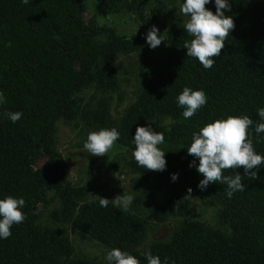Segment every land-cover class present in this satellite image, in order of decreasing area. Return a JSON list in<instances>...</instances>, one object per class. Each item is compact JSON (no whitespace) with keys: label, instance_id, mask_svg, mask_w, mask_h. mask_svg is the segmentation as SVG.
<instances>
[{"label":"trees","instance_id":"1","mask_svg":"<svg viewBox=\"0 0 264 264\" xmlns=\"http://www.w3.org/2000/svg\"><path fill=\"white\" fill-rule=\"evenodd\" d=\"M147 1L95 0V12L104 15L142 7ZM229 3L231 11L224 14L233 18L235 27L214 66L206 70L197 59L187 57L183 44L192 37L184 26H174L168 32L165 59L115 127L120 133L117 142L131 152L138 126H151L164 134L165 142L158 145L165 152L164 171L147 170L133 158L143 178V207L149 218L163 222L183 217L194 198L205 197L217 207L218 218L229 232L180 221L167 238L145 246L148 219L132 210L125 212L111 203L103 208L98 200H89L74 212L54 131L60 118L76 115L75 95L85 85H116L103 61L146 43L164 0L149 5L146 31L133 36L118 35L95 18L84 21L82 0H30L28 4L0 0V92L6 98L0 104V199L22 197L26 202L21 209L26 219L11 227L9 238H0V264H108L74 257L67 238L34 224L37 204L46 203L49 192L62 198L59 218L111 249L127 251L140 264H148L143 255L147 251L162 264L165 258L168 264H264V165L252 170L256 178L245 175L243 168L223 170L224 176L239 172L245 185L244 191L228 198L226 184L211 183L203 191L197 187L203 179L195 167L199 160L187 152L193 133L206 124L247 115L254 122L248 130L254 150L264 156V133L255 132V125L264 122L257 113L264 108V0ZM205 8L215 14L214 0ZM185 87L203 90L207 97L206 104L187 120L176 100ZM8 112L23 115L13 123ZM101 117L105 115L92 118L101 126ZM40 155L47 158L46 164L35 168ZM172 174H178L175 181Z\"/></svg>","mask_w":264,"mask_h":264},{"label":"rangeland","instance_id":"2","mask_svg":"<svg viewBox=\"0 0 264 264\" xmlns=\"http://www.w3.org/2000/svg\"><path fill=\"white\" fill-rule=\"evenodd\" d=\"M156 1L148 0L142 7L131 6L97 15L95 0H82V18L84 21L95 18L100 25L112 28L118 35H138L146 31L147 8ZM183 3L184 0H164L163 10L157 16L156 23L159 33L166 39L160 46L151 49L146 42L127 53L120 51L114 58L104 60L102 65L110 68L116 85L111 88L95 83L85 85L75 95L76 115L69 120L60 118L55 124L54 145L65 164L74 212L84 201L96 200L91 194L109 200L117 195L134 194L130 210L148 219L145 246L152 241L167 238L180 221H197L212 229L229 232L218 218L217 207L205 197L194 198L183 217L154 221L147 216L143 207V178L133 164L132 152L118 142L104 157L92 156L83 148L90 132L110 130L119 125L125 109L136 100L140 89L153 77L169 51V30L176 25L184 26L189 19L180 12ZM96 114L105 115L101 117L103 125L100 126L92 118ZM46 160L45 156H38L34 167L45 166ZM61 199L54 192L47 193V202L37 204L34 224L41 230L52 229L67 238L74 257L107 262L105 256L111 250L110 247L83 235L70 222L59 218Z\"/></svg>","mask_w":264,"mask_h":264},{"label":"clouds","instance_id":"3","mask_svg":"<svg viewBox=\"0 0 264 264\" xmlns=\"http://www.w3.org/2000/svg\"><path fill=\"white\" fill-rule=\"evenodd\" d=\"M29 2L30 0H22L23 4ZM210 2L211 0H184L180 7V12L189 17L184 24V30L188 36L192 37L190 41H185L183 44L187 50V57L197 59L206 70L214 66V58L221 55L225 41L229 38L230 31L235 27L233 18L224 14L225 11H231L229 0H214L215 14L205 8V5ZM145 39L151 49L157 48L166 40L155 25L147 31ZM176 100L178 106L184 108L182 115L187 120L206 104L207 97L203 90L185 87ZM5 102L6 98L3 92H0V104ZM257 113L261 120H264V108L257 109ZM6 115L15 123L21 119L23 114L8 112ZM253 123V120L247 115L229 116L226 119L208 123L199 132L193 133L192 142L187 148V152L199 160L195 167L196 171L203 176L197 185L200 190H205L211 183L219 182L227 185L228 198H231L237 191H244L242 175L236 172L234 176H224L223 170L226 169L243 168L245 175L256 178V172L252 170L264 165V156L255 152L249 137L248 130ZM255 132L257 134L264 133V122L255 125ZM119 138L120 133L116 128L93 131L88 134L83 148L92 156L104 157ZM132 139L135 145L132 156L138 166L151 171L166 169L165 152L158 147L165 142L162 132L154 131L151 126H138ZM194 163V161L190 162L189 167H193ZM177 178L178 174L171 175L173 181ZM188 191L191 192V189ZM91 195L99 201L100 207L106 208L111 203L113 207L125 212L130 210L134 201V194L117 195L111 200ZM91 202L89 201V203ZM25 203L22 197L7 196L0 199V238H9L11 227L26 219L25 214L21 211ZM143 255L147 258L148 264H162L160 258L153 256L150 251ZM105 260L108 264H140L136 257L119 248L109 250ZM163 264H168L167 258Z\"/></svg>","mask_w":264,"mask_h":264}]
</instances>
